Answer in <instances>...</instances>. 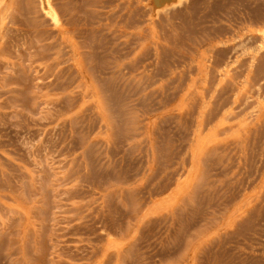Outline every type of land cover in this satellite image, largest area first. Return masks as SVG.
<instances>
[{
    "label": "rangeland",
    "instance_id": "374dc122",
    "mask_svg": "<svg viewBox=\"0 0 264 264\" xmlns=\"http://www.w3.org/2000/svg\"><path fill=\"white\" fill-rule=\"evenodd\" d=\"M0 264H264V0H0Z\"/></svg>",
    "mask_w": 264,
    "mask_h": 264
}]
</instances>
